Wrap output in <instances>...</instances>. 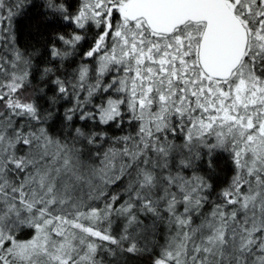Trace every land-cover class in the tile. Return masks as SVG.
Instances as JSON below:
<instances>
[{
  "label": "snow or ice",
  "instance_id": "6c2138e0",
  "mask_svg": "<svg viewBox=\"0 0 264 264\" xmlns=\"http://www.w3.org/2000/svg\"><path fill=\"white\" fill-rule=\"evenodd\" d=\"M0 264H264V0H0Z\"/></svg>",
  "mask_w": 264,
  "mask_h": 264
},
{
  "label": "trees",
  "instance_id": "16d2710c",
  "mask_svg": "<svg viewBox=\"0 0 264 264\" xmlns=\"http://www.w3.org/2000/svg\"><path fill=\"white\" fill-rule=\"evenodd\" d=\"M32 16H34V13L30 14L29 17L22 18L17 24L22 44L37 43L39 41L37 28L40 26V21L38 18H30ZM40 30H42V26Z\"/></svg>",
  "mask_w": 264,
  "mask_h": 264
}]
</instances>
